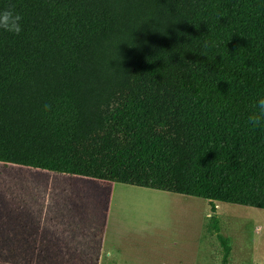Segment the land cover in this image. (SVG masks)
<instances>
[{
	"label": "trees",
	"instance_id": "1",
	"mask_svg": "<svg viewBox=\"0 0 264 264\" xmlns=\"http://www.w3.org/2000/svg\"><path fill=\"white\" fill-rule=\"evenodd\" d=\"M7 9L21 31L0 29V164L264 210V119L249 120L264 98V0ZM18 259L60 264L0 236V264Z\"/></svg>",
	"mask_w": 264,
	"mask_h": 264
},
{
	"label": "rangeland",
	"instance_id": "2",
	"mask_svg": "<svg viewBox=\"0 0 264 264\" xmlns=\"http://www.w3.org/2000/svg\"><path fill=\"white\" fill-rule=\"evenodd\" d=\"M47 177L45 172L0 164V221L7 218L21 238L32 237L36 225H28L27 233L21 231L19 207L29 203L37 209L43 201L52 200L51 196L44 199L48 188L38 181ZM86 186L97 185L87 182ZM105 204L104 200L99 205L106 208V219L97 216L92 202L83 207V240L77 242L80 250L62 249L58 263L223 264L221 237L228 245L226 264H264L262 209L214 201L212 211L207 200L124 184L113 185ZM39 217L46 226L47 217L36 214L34 219ZM89 238L95 249L84 247ZM25 260L18 262L32 264Z\"/></svg>",
	"mask_w": 264,
	"mask_h": 264
},
{
	"label": "crops",
	"instance_id": "3",
	"mask_svg": "<svg viewBox=\"0 0 264 264\" xmlns=\"http://www.w3.org/2000/svg\"><path fill=\"white\" fill-rule=\"evenodd\" d=\"M33 170L47 173V178L38 179V181L40 180L46 183L45 187L48 188L46 192H43L45 194V196L43 194L44 199L46 196H51L50 198H52V200L47 202L43 201L37 209L29 203L19 207L21 209V215L23 216L21 231L27 233L28 225H36L34 227L35 233L32 237L21 238L18 231L15 233L14 230L9 227V221L6 218V220L0 221L1 238L15 241L17 249L38 250L40 254H45L49 257L62 256V249L80 250V246L77 245V242L83 240V224L85 223V221H83V207L86 208V204L92 202L91 206L93 210L97 212V216L101 219H106L104 214L106 208L103 209L102 205L99 204H102L104 200L107 204L111 188L114 184L118 183H109L80 176L46 172L38 169ZM49 173H52V175ZM42 182L40 183L41 186H43ZM87 182H94L98 187L94 186L91 188L89 187L90 185L86 186ZM103 191L106 192L103 193ZM23 193L26 194L24 190ZM22 197L23 196H21V199ZM5 208L7 207L3 206V209ZM36 214L38 216L43 215L47 217L46 226L40 221L42 217H39L37 221L34 219ZM86 223H88V221H86ZM20 240L21 242H19ZM91 241L92 240L89 238V243H86L84 246L86 249L90 246L95 249L96 245L92 244ZM41 242H43L44 245H41ZM102 248L101 246V250ZM31 254H33V252H31ZM64 254L68 255L69 253L67 252Z\"/></svg>",
	"mask_w": 264,
	"mask_h": 264
},
{
	"label": "clouds",
	"instance_id": "4",
	"mask_svg": "<svg viewBox=\"0 0 264 264\" xmlns=\"http://www.w3.org/2000/svg\"><path fill=\"white\" fill-rule=\"evenodd\" d=\"M20 20V15L16 14L12 9L0 11V29L4 31L19 34L21 31ZM258 107L260 110L259 113L249 117L253 125L259 124L264 119V98L258 101Z\"/></svg>",
	"mask_w": 264,
	"mask_h": 264
}]
</instances>
